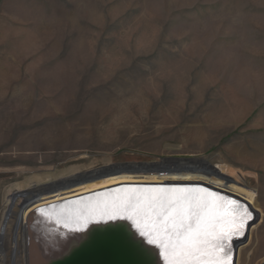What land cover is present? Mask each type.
Here are the masks:
<instances>
[{"label": "rangeland", "instance_id": "374dc122", "mask_svg": "<svg viewBox=\"0 0 264 264\" xmlns=\"http://www.w3.org/2000/svg\"><path fill=\"white\" fill-rule=\"evenodd\" d=\"M101 169L249 190L231 264L264 263V0H0V264L13 198Z\"/></svg>", "mask_w": 264, "mask_h": 264}, {"label": "bare ground", "instance_id": "6f19581e", "mask_svg": "<svg viewBox=\"0 0 264 264\" xmlns=\"http://www.w3.org/2000/svg\"><path fill=\"white\" fill-rule=\"evenodd\" d=\"M220 171L223 174L225 171L228 172L226 174H231L227 167ZM176 173L177 176L171 177L159 176L160 173H153L156 175L153 176L152 173L139 172L138 177H118L105 183L101 181L102 178L94 179L91 180L95 183L93 186L78 188L68 194L54 195L35 203L24 204L18 201L17 197L13 198L5 214L7 219L15 215L14 226L20 230L17 242L18 245L22 244V251L25 252L22 254L25 256L23 264H44L50 258L49 253L55 254L54 251L60 246L69 247L78 239L79 233H83L85 227H88L86 225L92 216L108 211L117 204H127L129 198L138 203L141 209L139 215L143 216L145 222H149L153 216L149 205L158 203L157 197L174 196L187 197L193 206L202 200L206 201L207 207L204 211L212 209L220 221L216 228L218 238L210 239L207 244L201 245V251L190 257L187 264H231L234 255L232 248L239 242L243 234L242 228L250 215L245 204L246 200L251 198L250 191L243 190L238 185L226 188L207 178L183 176V171ZM176 189L181 191H174ZM237 211L243 214L235 217ZM191 222L195 228L196 221ZM3 249L0 243V263L4 259H1ZM7 249L9 251L10 246ZM174 250L179 251L178 242ZM171 257L172 260L177 259L175 254Z\"/></svg>", "mask_w": 264, "mask_h": 264}, {"label": "water", "instance_id": "95a60500", "mask_svg": "<svg viewBox=\"0 0 264 264\" xmlns=\"http://www.w3.org/2000/svg\"><path fill=\"white\" fill-rule=\"evenodd\" d=\"M204 165L208 170L206 174L212 173L218 177L226 176L216 166L205 161ZM123 170L105 171L101 169L100 173L90 176L89 180L119 174ZM183 170L181 169V171ZM167 171L157 172L165 173ZM130 172L145 171L131 169ZM73 180L62 181L56 187L43 190L40 194L54 192L77 182ZM101 213L90 218L86 225L88 227H85L83 233H79L80 237L73 241L69 247L60 246L54 251L55 254L49 253L48 257L50 258L44 264H169V260H172L171 255H174V249L169 248V259L166 260L161 245L149 243V235L142 234V231H149L151 221H149L150 223L145 222L143 216L140 215L129 219L130 213L127 212L117 219L109 220L101 218ZM150 235L155 239V232H151Z\"/></svg>", "mask_w": 264, "mask_h": 264}, {"label": "snow or ice", "instance_id": "6c2138e0", "mask_svg": "<svg viewBox=\"0 0 264 264\" xmlns=\"http://www.w3.org/2000/svg\"><path fill=\"white\" fill-rule=\"evenodd\" d=\"M157 201L158 203L149 205L153 213L150 218L151 227L148 232L142 231V234L149 235V243L161 245L166 260L169 259V248L176 249L178 242L179 251L174 253L177 259L169 260V264H187L190 257L201 251V245L207 244L210 239L218 238L216 228L220 221L212 209L204 211L207 207L206 201L202 200L196 206H193L187 197L180 196L157 197ZM126 212L130 213L128 218L133 219L140 214L141 209L137 202L129 198L127 204H117L111 210L102 212L101 218L117 219ZM192 220L196 221L195 228H193ZM151 232L156 233L155 239L151 237Z\"/></svg>", "mask_w": 264, "mask_h": 264}]
</instances>
